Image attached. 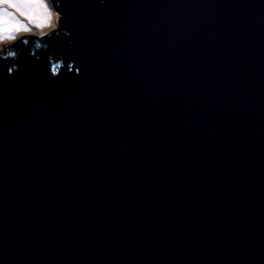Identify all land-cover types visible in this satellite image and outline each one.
I'll list each match as a JSON object with an SVG mask.
<instances>
[{
  "label": "water",
  "instance_id": "1",
  "mask_svg": "<svg viewBox=\"0 0 264 264\" xmlns=\"http://www.w3.org/2000/svg\"><path fill=\"white\" fill-rule=\"evenodd\" d=\"M50 1L0 50V264H264V0Z\"/></svg>",
  "mask_w": 264,
  "mask_h": 264
},
{
  "label": "snow or ice",
  "instance_id": "2",
  "mask_svg": "<svg viewBox=\"0 0 264 264\" xmlns=\"http://www.w3.org/2000/svg\"><path fill=\"white\" fill-rule=\"evenodd\" d=\"M41 6L47 7L44 0H0V41L6 37L12 38L13 31H28L29 29L19 17H26L29 21H33L36 19L35 10ZM42 24L43 21H40L37 26ZM15 56V52L9 51L4 58H15ZM53 74H56L55 68H53Z\"/></svg>",
  "mask_w": 264,
  "mask_h": 264
},
{
  "label": "rangeland",
  "instance_id": "3",
  "mask_svg": "<svg viewBox=\"0 0 264 264\" xmlns=\"http://www.w3.org/2000/svg\"><path fill=\"white\" fill-rule=\"evenodd\" d=\"M47 7L41 6L35 10L36 19L29 21L26 17H19V19L27 26L28 31H13L12 38H5L0 41V45L6 43H15L21 36L29 37V39H37L36 37L48 32L57 27V13H54L52 9V3L50 0H44ZM19 14H17L18 16ZM40 21H43L42 26H37ZM48 21L49 23H45ZM30 33V34H29Z\"/></svg>",
  "mask_w": 264,
  "mask_h": 264
},
{
  "label": "clouds",
  "instance_id": "4",
  "mask_svg": "<svg viewBox=\"0 0 264 264\" xmlns=\"http://www.w3.org/2000/svg\"><path fill=\"white\" fill-rule=\"evenodd\" d=\"M53 6V5H52ZM56 6V5H55ZM55 13H57V12H55ZM58 14V13H57ZM60 22V21H59ZM58 28V16H57V27H56V29ZM53 30V29H52ZM51 31V30H50ZM50 31H48V32H46V33H44L45 35L47 34V33H49ZM43 35V34H42ZM41 36V35H40ZM23 40V39H29V37H25V36H21L20 38H18V40H16L15 42H17V41H19V40ZM13 44V43H12ZM8 46H11V44H8V43H6L5 45H0V50H3L4 48H6V47H8Z\"/></svg>",
  "mask_w": 264,
  "mask_h": 264
},
{
  "label": "bare ground",
  "instance_id": "5",
  "mask_svg": "<svg viewBox=\"0 0 264 264\" xmlns=\"http://www.w3.org/2000/svg\"><path fill=\"white\" fill-rule=\"evenodd\" d=\"M52 9H53V11H54V13H55L56 11H55V9L53 8V6H52ZM45 23L47 24V23H49V22L46 21ZM45 33H46V32H45ZM29 34H30V33H29ZM8 47H10V46H8ZM8 47H6V48H8ZM6 48H5V49H6Z\"/></svg>",
  "mask_w": 264,
  "mask_h": 264
}]
</instances>
